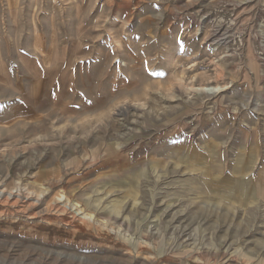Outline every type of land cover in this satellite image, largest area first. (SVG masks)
Returning <instances> with one entry per match:
<instances>
[{
    "label": "rangeland",
    "instance_id": "rangeland-1",
    "mask_svg": "<svg viewBox=\"0 0 264 264\" xmlns=\"http://www.w3.org/2000/svg\"><path fill=\"white\" fill-rule=\"evenodd\" d=\"M261 104L264 0H0V264H121L126 215L157 260L264 264V203L204 188L264 177Z\"/></svg>",
    "mask_w": 264,
    "mask_h": 264
},
{
    "label": "crops",
    "instance_id": "crops-1",
    "mask_svg": "<svg viewBox=\"0 0 264 264\" xmlns=\"http://www.w3.org/2000/svg\"><path fill=\"white\" fill-rule=\"evenodd\" d=\"M260 110H261L260 111L261 115L259 118L260 129H259V145H257L258 148L248 149V150L244 149V152L239 149L235 150V156L244 157V158H258L259 167L262 170L264 168V105L261 104ZM250 132H253V130H251ZM218 157H224V155L218 154ZM247 166L248 168H246L245 171L242 173L239 174L227 173L226 175H224L223 177L224 182H230L235 185H204L205 186L204 188L207 190H211L212 194L214 195V197L210 201L211 205H215L220 209V207L223 206H228L229 208L231 207L235 208L237 206L239 207L250 206V205H254L255 203H259L262 205L264 203L262 202V200H264V177L262 175V172L260 174L261 178L259 179V183H257V175L253 176V173L256 168L253 167L250 169V165ZM200 175L204 177L203 179H208L209 181L212 182L217 181L216 179L220 177V176L217 177L216 173H212L210 175L206 173H201ZM203 203L204 202L202 201V204ZM102 217H106V216H102ZM126 218L127 219H121V220L122 221L124 220L126 223H128V225L127 224L125 225L128 226L129 228L123 230L122 232L124 233H121L117 228L115 232L110 233L111 235L113 234L115 236L114 237L115 240L112 239L108 240L105 237L100 236L101 238L99 239V243H98L100 249H98L97 251H99V253H101V255L103 256H105L108 253L117 256L120 259L119 263L121 264H125L124 258L127 260L126 264H134L136 263L135 255L137 254V250L139 246L142 248L147 247V251L143 252L144 255H147V264H156V263L169 264L164 258H159L158 260L156 259V257L159 256L160 253L166 254L167 251L166 248L165 249L161 248L163 245H161V247L156 246L157 244L154 245L155 244L154 240L152 244V240L150 239L151 236L149 233L150 231H148L149 240L146 243H144V245H140V243H137V241H135L137 231L136 232L134 231L135 228L138 227L137 225V223H139L138 215H126ZM212 220H214L215 222L217 221L218 223L220 221V217L219 216L213 217ZM96 236H98L97 233ZM126 236L129 238H127ZM213 238L214 236L212 237V239ZM212 244H213V248L218 249L220 245V241L215 239L214 241H212ZM228 247H230V245H228ZM150 249L152 250L150 251ZM92 250L95 251V249H91V253L93 252ZM181 264H192V263L188 262L187 259H185V261Z\"/></svg>",
    "mask_w": 264,
    "mask_h": 264
},
{
    "label": "bare ground",
    "instance_id": "bare-ground-1",
    "mask_svg": "<svg viewBox=\"0 0 264 264\" xmlns=\"http://www.w3.org/2000/svg\"><path fill=\"white\" fill-rule=\"evenodd\" d=\"M13 192H14V191H13ZM15 193H16V192H15ZM24 199H25V198H24ZM4 200H5V199H4ZM2 214H3V213H2ZM84 216H88V215H86V214H85ZM88 217H89V218H91V216H90V215H89ZM2 219H3V218H2Z\"/></svg>",
    "mask_w": 264,
    "mask_h": 264
}]
</instances>
